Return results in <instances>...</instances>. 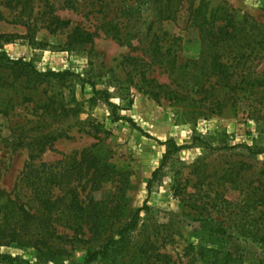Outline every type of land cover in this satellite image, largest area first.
<instances>
[{
	"label": "rangeland",
	"instance_id": "rangeland-1",
	"mask_svg": "<svg viewBox=\"0 0 264 264\" xmlns=\"http://www.w3.org/2000/svg\"><path fill=\"white\" fill-rule=\"evenodd\" d=\"M206 1L210 9L240 10L264 26V0ZM96 9L58 8V15L71 20L73 26L99 34L93 44L73 49L67 43L70 30L52 33L40 19L29 20L18 10L2 9L0 35L6 37H0V52L30 62L39 72L76 75L62 79L37 76L0 61V186L14 189L29 158L25 145L39 135L51 134L56 139L54 150L43 155L45 161L56 163L75 151L92 148L115 166L111 179L90 194L97 206L108 207L109 218L104 220L108 234L118 236L138 209L150 206L141 211L140 227L128 234L127 242L92 264H135L137 251L150 235L158 239L159 251L171 254L177 264H205L199 251L204 247L215 250L206 259L212 264H218L217 258L227 252L236 259L229 264H264V97L223 89L207 101L192 100L191 85L155 59L149 41L136 42L133 50L107 36L98 28ZM131 25L128 28H142ZM186 26L185 18L178 23H155L152 32L197 40L198 30ZM171 48L180 57L179 65L196 54L187 51L183 41L172 43ZM129 56L143 63L136 69L127 60ZM232 64L231 73L264 78L262 57L236 58ZM144 74L179 93H173L172 99L153 97L140 82ZM91 82L109 94L119 115L131 118L142 130L131 122L115 121L111 106L103 94H95ZM224 99V107L212 113L216 102ZM168 140L186 147L165 161L168 145L162 142ZM245 145L263 153L251 154ZM237 171L239 176L230 181L229 174ZM198 206L204 207L202 217L209 220L201 221ZM86 232L66 245L62 255L19 244L0 247V254L17 258V264H82L88 249H99L104 239L102 234ZM199 235L204 236L203 242Z\"/></svg>",
	"mask_w": 264,
	"mask_h": 264
},
{
	"label": "trees",
	"instance_id": "trees-1",
	"mask_svg": "<svg viewBox=\"0 0 264 264\" xmlns=\"http://www.w3.org/2000/svg\"><path fill=\"white\" fill-rule=\"evenodd\" d=\"M57 3L59 2L56 0L0 2V18L3 15L2 9L12 8L18 10L21 16L27 15L29 20L40 19L44 27L52 33L70 30L67 43L70 49H73L77 46L93 44L99 34L81 25L73 26L71 20L58 15V8L78 11L95 6L97 9L93 13L97 14L99 29L101 28L107 36L113 37L133 50L136 42L149 41L155 59L159 63H166L172 67L171 74L177 79H183L182 81L185 79L191 85L194 91L192 100L207 101L209 96H213L216 91L222 92L223 89L227 90L223 91L225 93L243 90L250 95L262 94L264 97V78L252 79L238 72L231 73L234 67L232 61L236 58L241 61L249 60L254 54L256 58H264V26L254 17L240 10L210 9L206 0H65L63 3L60 2L59 6ZM111 13L114 15L111 16ZM152 15L153 20L150 18ZM184 18L187 29L198 30L197 40H183L181 37L171 39L167 37L169 35L167 32L162 35L152 32L155 23H178ZM132 23L141 25V30L128 28L132 26ZM125 25L127 28L124 31ZM0 37L3 38L6 35H0ZM181 41L187 51L196 53L195 56L187 59L188 63L185 65L178 64L180 57L173 55L171 48L172 43L177 44ZM127 60L135 63L136 69L140 63H143V60L132 56L127 57ZM0 61L29 69L37 76L62 79L76 75L69 71L39 72L30 62L12 59L3 52H0ZM236 74L237 77H234ZM142 76L140 82L145 83L150 89L147 90L148 93L155 98L172 99L173 93H179L170 85L160 83L155 78H147L145 74ZM91 85L95 94L104 95L105 101L112 108L115 121L131 122L135 128L142 130L131 118L118 114L117 105L110 100L106 91L98 90L94 82H91ZM183 89H185L184 86ZM200 95L202 97L198 98ZM226 100L216 102L212 113L224 107ZM55 140L51 134H42L25 145L29 150V158L14 189L8 191L0 186V247L19 244L35 247L41 252L62 255L66 251L65 246L79 234H85L88 229L89 234L92 233L93 236L104 235L100 248L88 249L82 263L92 264L100 257H109L119 244L126 243L128 234L140 227L141 211L149 210L150 206L146 204L138 209L132 220L118 231V236L108 234L109 227L104 222L106 218H109L106 209L108 207L97 206L98 204L90 199V194L99 190L104 182L111 179L115 166L100 158L92 148L75 151L56 163H49L43 159V155L49 150H54ZM194 140L196 141L197 138ZM162 143L168 145L165 161L186 147L178 145L174 140ZM244 147L254 155L263 153L262 150L257 151L252 146ZM239 174L240 172L237 171L227 176L231 181ZM153 179L149 181V189L152 187ZM88 190L87 197L83 198L82 195ZM198 207V214L202 217L204 207ZM262 214L264 215V211ZM204 220L209 219L202 217L201 221ZM204 225L201 224V228H208ZM67 231H73V234ZM201 235H199V241L203 242L205 239ZM209 235L212 239L214 238L212 233ZM157 241L155 236L150 235L137 251L138 257L133 259L135 264H177L171 254L159 251ZM199 251L203 263L212 264L211 260L206 259L210 258L209 253L215 250L204 247ZM213 257L214 255L211 256ZM217 260L218 264L236 261L235 257L228 252ZM0 263L17 264L18 259L9 254H0Z\"/></svg>",
	"mask_w": 264,
	"mask_h": 264
}]
</instances>
